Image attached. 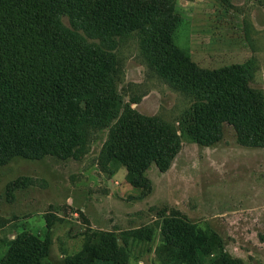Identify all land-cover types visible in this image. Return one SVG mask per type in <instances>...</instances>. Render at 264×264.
<instances>
[{
    "label": "trees",
    "instance_id": "trees-1",
    "mask_svg": "<svg viewBox=\"0 0 264 264\" xmlns=\"http://www.w3.org/2000/svg\"><path fill=\"white\" fill-rule=\"evenodd\" d=\"M176 23L162 0H0V165L15 156H71L85 143V128L98 125L110 126L106 161L122 165L136 187L147 185L150 164L169 166L182 134L210 146L228 124L240 144L264 146V98L248 71L198 66L173 42ZM132 32L140 34L144 63L190 99L178 128L121 106L111 49ZM148 232L134 233L149 239ZM93 237L61 264L126 263L111 232ZM157 256L166 264H243L215 233L182 216L163 220ZM0 264L58 263L49 259L48 240L23 233Z\"/></svg>",
    "mask_w": 264,
    "mask_h": 264
},
{
    "label": "rangeland",
    "instance_id": "rangeland-1",
    "mask_svg": "<svg viewBox=\"0 0 264 264\" xmlns=\"http://www.w3.org/2000/svg\"><path fill=\"white\" fill-rule=\"evenodd\" d=\"M162 1L177 17L172 39L179 49L202 68L241 65L264 98V0ZM141 48L137 32L112 46L121 106L178 128L190 99L144 63ZM109 128H85V143L71 156H15L0 165V257L28 233L48 240L49 259L61 264L93 235L111 232L125 264H166L157 256L161 225L182 216L215 233L230 257L264 264V146L240 144L228 124L210 146L182 134L169 166L150 164L147 185L136 187L122 165L105 159ZM136 230L151 237L138 238Z\"/></svg>",
    "mask_w": 264,
    "mask_h": 264
}]
</instances>
